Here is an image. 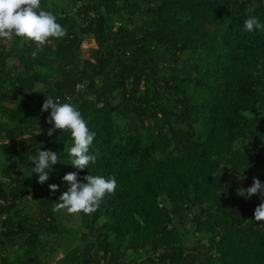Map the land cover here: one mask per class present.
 <instances>
[{"label": "trees", "instance_id": "trees-1", "mask_svg": "<svg viewBox=\"0 0 264 264\" xmlns=\"http://www.w3.org/2000/svg\"><path fill=\"white\" fill-rule=\"evenodd\" d=\"M114 1L100 0V4L114 6ZM41 2L46 11L48 0ZM118 8L131 16L144 15L143 28L120 23L115 29L106 15L96 14L87 4L77 13L83 23L67 11L52 13L67 32L49 46L62 73L54 88L59 95L78 96L73 105L96 133L90 150L96 163L83 171L73 167L65 151V146L72 145L71 134L57 130L48 145L57 150L59 163L43 185L33 174L35 191L26 176L14 177L12 168L4 166L2 172L12 181L7 183L0 174V214L6 216L0 229L8 237L26 235L24 255L41 259L40 219L54 215V204L69 187L63 177L76 172L84 182L86 175H99L115 178L117 187L95 213L82 214L90 224L103 213L108 220L100 234H94L93 252L77 253L82 259L77 264H106L115 253L112 237L119 244L130 239L134 253L153 244L162 249L163 264H264V221L245 223L237 214L240 210L254 213L261 202L259 195L238 196L231 206L224 205L222 196L250 187L238 147L264 160V30L244 28L250 16L264 23V0L257 4L254 0H149L147 7L137 0H124ZM90 35L97 47L81 58L82 43ZM160 47L170 48L175 58L188 49L203 54L192 72L183 74L173 87L179 95L174 117L165 112L163 126L126 132L116 120L120 115L128 122L120 110L124 103L116 100L105 78L113 67H122L123 93L130 84L136 87L142 82L148 98L149 86L157 92L160 82L159 70L148 55ZM5 48L6 40H0V72L7 59ZM52 63L44 54L20 53L15 67L22 66L27 74L17 76L16 84L24 99L10 108L5 102L19 96L10 90L0 94V113L10 121L2 127L1 150L21 165L32 163L28 157L38 154V133L46 113L41 109L49 91L34 92L42 77L36 66ZM79 84L83 87L77 90ZM32 96L39 100L33 102ZM224 164L231 166L232 173L220 178L214 172ZM49 184L58 185L59 190L51 192ZM28 195L36 202L40 219L29 215L15 219L12 210ZM187 204L196 209L194 230L211 234L207 243L189 253L183 249L181 227L174 224V218L178 224L183 221Z\"/></svg>", "mask_w": 264, "mask_h": 264}, {"label": "rangeland", "instance_id": "rangeland-1", "mask_svg": "<svg viewBox=\"0 0 264 264\" xmlns=\"http://www.w3.org/2000/svg\"><path fill=\"white\" fill-rule=\"evenodd\" d=\"M137 1H140L144 7L149 5V0ZM258 1L259 0H254V3L257 4ZM123 2L124 0H115L114 6L117 7H107L101 5L100 0H48L45 9L51 13L67 11L76 22L83 23L77 13L82 4H87L93 7L91 11L96 14L106 15L110 24L115 29L120 23L129 28H143L145 16L141 14L131 16L119 11L118 6H121ZM51 44H53V40L49 44L38 49L34 43H21L20 38L17 37L6 40L5 54L7 59L0 72V94L3 91L10 90L19 96L16 100L11 99L10 101H6V106L10 108L16 107L18 103L24 99L21 90L17 88L16 78L19 75L27 73L22 66L15 67V64L17 63V56L20 53L28 51L30 53L35 52L36 55L44 54L47 59L53 61L52 65L36 66V69L42 74V77L34 92L49 91L46 97L50 96L60 103L75 104L78 102L79 98L76 94H72L70 98H61L62 96L59 95L55 90L56 88H54V83L60 78L62 73L57 67L58 62L55 59V55L49 48ZM92 47H97V43L94 37L90 35L82 43L81 58L89 57L91 54L90 48ZM202 54V51L199 49H188L179 53L178 57L175 58L170 48L160 47L155 53L148 55V57L151 58V64L159 70L160 82L157 92H154V87L149 86V97L146 99L145 86H143L142 82L136 87L130 84L129 87H127V91L123 93L122 88L119 86L123 68L113 67L111 74L105 78V83L110 88L116 100L124 103V107H121L120 110H122L121 112L123 115L128 118V122L125 123L123 117L120 115L116 116L118 125L126 132L136 130L139 133H143L146 127L163 126V113L166 112L174 117L177 110L175 105L176 98L179 95L173 87L180 81L183 74L192 72L194 65L200 60ZM128 66L129 67L126 69L128 71L132 70V64L129 63ZM88 93L91 97H95L92 90H89ZM148 99H150V101H148ZM38 100V97L32 96L33 102H37ZM261 104L264 111V100ZM50 111L51 110L43 115L44 124L40 130L41 134L39 135L40 143L38 144V150H51L57 153L56 149L48 145L50 137L47 135V131L51 125L47 123V120ZM136 115H139V117ZM172 122H175V120ZM8 124H10L8 118L0 113V174L7 183H10L12 179L10 177H5L6 175L2 172L4 166L9 165L12 168L13 176L19 178L26 176L32 184V191H35L37 187L34 183V177L33 175L31 177L28 175V172L34 165L32 163L21 165L13 155L4 154L1 150V144L4 142L2 127ZM236 152L247 164L246 171L251 178L250 186H252L253 178H258L264 183V160H257L253 155L247 154L241 147H238ZM231 173V166L229 164L222 165L214 172V174L220 178L226 177V175ZM222 196L224 198V205L231 206L239 195L223 193ZM186 208L183 211V221L178 224L177 220L174 218V224L181 227V231L184 235L183 249L186 253H189L199 244L207 243L211 234L206 231L196 232L194 230V215L196 209L190 208L188 204ZM12 213H14L15 219L27 215L40 219V213L36 202L26 197L17 202ZM237 214L245 223L251 221L254 224L259 223L255 221L254 213H250L248 210H240ZM5 218L6 216L4 214H0L1 225H3ZM40 220L43 223L41 229L43 241L41 244L42 246H39V251L43 250L42 252L44 253L41 259H30L29 256L24 255L26 250V235L8 237L4 234V228H2L0 229V264H42V262L43 264H77L82 262V259H79L80 256H78L77 253L81 252L82 256H84L85 254L93 252L92 239L95 236L94 234H100L103 224L108 220V216L106 213H103L94 224H90L89 218L84 217L82 213L78 215H69L66 212H54L52 217L41 216ZM110 239L115 253L112 257L107 258L106 264H163L159 257V253L162 252V249L155 248L153 244H149L141 248L137 253H134L131 249L130 239H127L121 244L117 243L113 237ZM5 260L7 261L6 263Z\"/></svg>", "mask_w": 264, "mask_h": 264}, {"label": "clouds", "instance_id": "clouds-1", "mask_svg": "<svg viewBox=\"0 0 264 264\" xmlns=\"http://www.w3.org/2000/svg\"><path fill=\"white\" fill-rule=\"evenodd\" d=\"M244 28L248 32L256 29L264 30V23L256 17L245 19ZM66 30L56 21V17L42 8L41 0H0V40L20 38L21 43L31 42L42 48L53 39L63 38ZM35 56V52L32 53ZM43 112L50 111L47 123L52 125L47 135L51 137L57 130L69 132L72 145L65 146V151L71 157V165L83 171L90 164L96 163V156L90 154L96 133L91 131L80 111L71 103H60L48 96L42 105ZM41 133H38L40 135ZM28 160L34 167L28 172L31 177L38 175V183L45 184L50 179V171L59 163V155L51 150H38L37 155H30ZM69 187L59 197L53 206L54 212H66L69 215H91L103 203L106 196L114 195L117 187L115 178H105L99 175H86L80 181L76 172H69L63 177ZM51 192L59 190V186L49 184ZM241 197L251 198L259 195L260 204L256 207L255 221H264V183L253 178L252 186L238 189Z\"/></svg>", "mask_w": 264, "mask_h": 264}, {"label": "built area", "instance_id": "built-area-1", "mask_svg": "<svg viewBox=\"0 0 264 264\" xmlns=\"http://www.w3.org/2000/svg\"><path fill=\"white\" fill-rule=\"evenodd\" d=\"M82 87H83V85H82V84H79V85L77 86V90H80ZM61 96H62L61 98H70V97H71V95H70L69 93H66V94L61 95ZM61 98H59V99H61ZM28 198H31V196L28 195Z\"/></svg>", "mask_w": 264, "mask_h": 264}]
</instances>
